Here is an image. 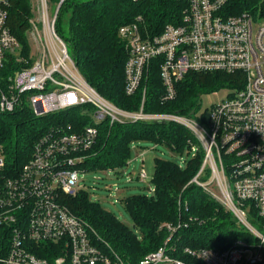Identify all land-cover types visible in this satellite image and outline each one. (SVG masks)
Instances as JSON below:
<instances>
[{
  "label": "built area",
  "instance_id": "1",
  "mask_svg": "<svg viewBox=\"0 0 264 264\" xmlns=\"http://www.w3.org/2000/svg\"><path fill=\"white\" fill-rule=\"evenodd\" d=\"M65 1H32L29 35L38 51H31L29 59H35L31 61L22 54L9 26V1L0 0V66L9 55L27 63L10 78L7 89L0 87V110L11 112L26 103L42 116L92 107L88 123H61L41 135L30 159L15 175L4 172L6 159L0 151V264H197L172 255L178 248L173 238L181 222L166 223L170 234L164 244L135 263L124 259L64 202L65 196L79 190H88L96 201L81 181L87 173L78 163L96 144L99 125L106 121L111 125L166 121L187 127L197 139L190 154L195 156L200 147L204 151L192 182L220 201L249 237L238 238L224 249L185 247L183 252L202 264H264V16L226 14L227 0H181L188 4L182 19L158 34L149 33L141 15L120 27L128 53V95L141 89L154 62L165 86L163 101L176 98V85L189 72L244 74L241 89L214 104L209 117L196 118L146 112L147 87L135 111L100 94L82 75L56 30ZM186 158H181V166ZM139 178H148L145 169ZM153 191L152 186L148 194Z\"/></svg>",
  "mask_w": 264,
  "mask_h": 264
},
{
  "label": "trees",
  "instance_id": "2",
  "mask_svg": "<svg viewBox=\"0 0 264 264\" xmlns=\"http://www.w3.org/2000/svg\"><path fill=\"white\" fill-rule=\"evenodd\" d=\"M8 1L9 26L21 44L22 54L29 59L32 49L30 18L34 15L32 0ZM187 5L181 0H66L60 7L56 30L86 80L119 107L139 110L142 89L147 87L146 112L193 116L200 108V98L204 93L220 88L239 90L244 86V74L189 72L177 83L176 98L163 101L165 86L158 63L154 62L141 89L134 95H128L125 89L128 53L125 41L119 36L120 27L135 21L140 15L149 33L158 34L167 24H177ZM224 11L229 15L250 13L263 17L264 0H227ZM63 15L68 16L67 28L62 26ZM26 65V62H18L14 55H9L0 66V87L7 89L10 78ZM91 108L81 106L42 116L36 115L26 103L11 112L0 110V151L6 159L4 172L15 175L30 159L37 139L52 126L88 123ZM99 128L96 144L84 152V160L78 163L85 173L113 169L117 175H123L121 171L127 169L133 158V144L144 141L164 145L177 155H188L182 166L181 160L157 157L151 178L152 194L137 193L124 199L138 233L94 201L88 190L65 196L64 202L70 209L86 220L124 259L136 263L163 245L170 234L166 223H182L174 234L178 248L172 255L197 264L202 263L185 254V247L224 249L238 238L249 237L220 201L195 183L187 185L204 160L201 147L195 156H189L191 143H197V139L187 127L166 121H127L113 125L106 121ZM225 160L228 163L229 157ZM137 178L140 179L139 175Z\"/></svg>",
  "mask_w": 264,
  "mask_h": 264
},
{
  "label": "rangeland",
  "instance_id": "3",
  "mask_svg": "<svg viewBox=\"0 0 264 264\" xmlns=\"http://www.w3.org/2000/svg\"><path fill=\"white\" fill-rule=\"evenodd\" d=\"M52 11L54 12V8ZM62 18V26L67 28L68 16L63 15ZM31 47V51H38L36 45L31 43ZM29 60L34 61L35 59ZM235 90L234 88H220L216 91L204 93L200 98V108L194 113V117H209L213 105L227 100L229 95ZM185 156L188 155L185 154ZM157 157L180 161L183 156L177 155L164 145H155L144 141L133 148L132 162L126 167L130 175H126L125 173L127 172L123 175H117L113 170H100L85 174L81 181L87 185L96 201L106 210L113 212L124 224L138 233V227L135 226L133 219L125 208L124 199L132 194L149 193L148 191L153 185L151 178L155 172V159ZM143 169L148 173V178L145 180L137 178L139 172ZM130 176L133 177L131 181H129ZM192 179L187 185L194 183Z\"/></svg>",
  "mask_w": 264,
  "mask_h": 264
}]
</instances>
